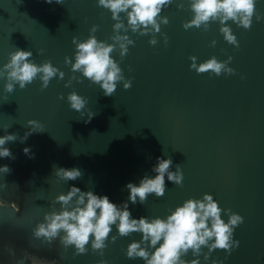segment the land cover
<instances>
[{"label":"water","instance_id":"water-1","mask_svg":"<svg viewBox=\"0 0 264 264\" xmlns=\"http://www.w3.org/2000/svg\"><path fill=\"white\" fill-rule=\"evenodd\" d=\"M190 3L172 0L163 7L159 16L168 23L161 22L158 33L140 35L128 29L134 41L128 53L122 58L117 45L110 55L132 84L125 89L119 81L112 96H106L99 84L73 73L65 57L74 62L72 37L87 39L93 25L98 26L92 33L98 40L114 43L116 21L110 10L97 0H0V68L11 52L24 49L32 51V62L50 60L65 74L61 79L57 73L43 89L38 74L23 89L16 83L11 93L5 90L6 75L0 77V136H17L5 145L12 158L0 157V166L11 169L0 172V264H31V257L46 264H144L126 256L128 244L142 234L120 236L115 225L102 255L92 249L91 238L87 252L74 255L75 246L65 248L60 241L63 230L51 244L35 237L33 229L45 213L60 210L55 197L73 185L107 195L118 206L128 201L133 218L149 219L166 218L186 199L210 193L225 222V209L240 214L243 222L234 228L239 245L230 254L202 246L199 264H264V0H255L250 28L226 22L239 47L224 39L219 20L210 21L207 30L185 29L183 24L193 16ZM120 15L127 26L126 14ZM153 35L155 45L149 43ZM191 56L197 64L212 56L220 61L231 56L228 67L235 72L197 73L190 68ZM74 75L79 80L66 87ZM72 91L86 98L83 116L67 101ZM88 111L94 115L85 123ZM28 120H37L42 131L25 136L31 128ZM169 156L170 170L181 165L182 186L168 181L166 174L163 196L151 193L145 203H131L127 183L155 176L157 157ZM59 167L78 168L82 175L62 179L55 175ZM196 258L191 249L182 256Z\"/></svg>","mask_w":264,"mask_h":264},{"label":"clouds","instance_id":"clouds-1","mask_svg":"<svg viewBox=\"0 0 264 264\" xmlns=\"http://www.w3.org/2000/svg\"><path fill=\"white\" fill-rule=\"evenodd\" d=\"M52 3V0H47ZM62 3L63 0H56ZM172 0H97L98 6L110 10L112 19L116 21L113 25L115 34L111 37L114 43L98 40L95 35L97 25H93L90 34L85 40H78L76 36L72 37L75 44V60L72 62L69 57H65V63L71 64L73 73L81 72L84 77L91 82L99 84L104 95L112 96L117 87V82L123 81V87H131V79H125L122 69L118 62L110 55L117 45L120 56L123 58L129 51L128 45L134 41L127 35L128 29L132 32H139L145 35L149 32H160L161 22L168 23L167 17H160L162 8L170 4ZM177 7L182 8L180 3ZM190 8L193 16L183 24L185 29L193 26L205 30L209 27V22L219 20L220 32L224 39L239 47L237 37L233 34L231 27L226 23L229 20L248 29L252 24V17L255 14V0H191ZM121 13L127 17V26L121 19ZM260 20L259 15L256 16ZM123 30V34H121ZM165 44L168 43V37H164ZM150 44H157L155 35L149 41ZM216 41H211L215 46ZM43 49L40 52L43 53ZM31 50L16 49L10 53L9 61L0 68V77H7L5 90L9 93L14 91L15 84L18 83L21 89L31 84L39 74L42 81L41 88H47L50 80L59 73L63 79L64 72L53 66L50 60H45L37 65L29 58L32 57ZM192 63L190 68L195 69L197 73L211 72L217 76L221 73L233 74L235 69L228 67L232 57L227 61H220L215 56L199 64L196 63V57H190ZM79 80L75 75L66 82L67 87L71 80ZM63 99V94L60 95ZM67 101L72 109L84 115L82 109L85 108L86 98L72 91L67 95ZM94 113L88 111L89 122ZM31 125L29 133L42 131V125L37 120H28ZM16 134L6 133L0 136V157L12 158V153L8 147H5L9 141H15ZM26 154L29 148L23 150ZM172 159L157 157V163L153 166L155 176L145 175L135 184L128 182L126 187L129 189L128 200L131 203H145L148 194L154 193L157 197L165 193V175L168 181L182 186L183 172L181 165L177 164L175 171L170 170ZM0 172L10 173L8 165L0 166ZM55 175L65 180H76L82 173L78 168L59 167L55 169ZM60 202L59 211L47 212L44 215V221L37 223L33 229L35 237H43L49 244L60 235L63 230L64 235L60 236V241L67 248L70 245L75 246V253L84 254L87 252L86 245L91 238V247L94 251L107 247L105 241L108 239L112 226L115 225L120 236H128L130 233H141L140 240H132L126 249V256L130 259L141 258L144 264H199L198 255L202 251V246H206L211 252L214 249H224L229 254L234 247L239 245V241L233 239L234 228L243 222V217L230 209L223 211L229 213L228 221L222 219V209L218 202L210 193H204L202 199L188 198L181 205L170 211L166 218L156 216L149 219L141 216L133 218L128 207V201L118 206L112 202L107 195H98L95 192L83 191L79 187L71 186L67 193H60L55 197ZM14 204V203H13ZM16 211L19 208L16 207ZM118 222V223H117ZM113 241L116 236H112ZM145 245V246H142ZM158 245V246H157ZM154 249L149 252L148 248ZM192 250L196 259L187 261L182 259L189 250ZM208 252L204 253V258L208 259ZM31 264H46L45 261L31 257ZM52 264V262H47ZM98 264H106L101 260ZM213 264H217L213 261Z\"/></svg>","mask_w":264,"mask_h":264}]
</instances>
